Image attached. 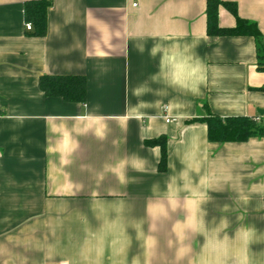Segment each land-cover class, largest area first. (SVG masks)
<instances>
[{"label":"crops","instance_id":"0c3cea01","mask_svg":"<svg viewBox=\"0 0 264 264\" xmlns=\"http://www.w3.org/2000/svg\"><path fill=\"white\" fill-rule=\"evenodd\" d=\"M28 1L0 0V264H264V136L190 121L264 125V0H221L257 39L208 35L207 0H50L39 36ZM43 75L83 76L84 101Z\"/></svg>","mask_w":264,"mask_h":264},{"label":"trees","instance_id":"16d2710c","mask_svg":"<svg viewBox=\"0 0 264 264\" xmlns=\"http://www.w3.org/2000/svg\"><path fill=\"white\" fill-rule=\"evenodd\" d=\"M223 5L236 16V23L230 28H221L217 22L218 7ZM50 0H32L24 4V17L31 22V29L35 35H43L46 26L47 9ZM206 31L208 35H250L259 37L256 24L239 18L236 15V5L221 0L206 1ZM39 87L46 96L59 97L64 101L83 102L86 94V83L83 76L43 75L39 80ZM190 121L202 122L207 127V138L211 142H244L250 137L264 136V125L255 122V117L227 116L219 117L210 114L206 117L195 118ZM147 145H157L160 148L158 169L164 171L166 168L165 138L159 137L146 141Z\"/></svg>","mask_w":264,"mask_h":264},{"label":"built area","instance_id":"2783aa9c","mask_svg":"<svg viewBox=\"0 0 264 264\" xmlns=\"http://www.w3.org/2000/svg\"><path fill=\"white\" fill-rule=\"evenodd\" d=\"M137 0H132V3H131V5H132V7H136L137 6ZM25 27H26V29H31V24L30 23H26V25H25ZM259 120V118L258 117H256L255 118V122H257Z\"/></svg>","mask_w":264,"mask_h":264}]
</instances>
